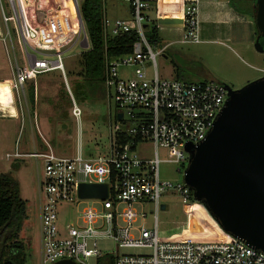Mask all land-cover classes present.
Wrapping results in <instances>:
<instances>
[{
	"label": "built area",
	"instance_id": "built-area-1",
	"mask_svg": "<svg viewBox=\"0 0 264 264\" xmlns=\"http://www.w3.org/2000/svg\"><path fill=\"white\" fill-rule=\"evenodd\" d=\"M8 1L13 12L5 16V21L16 29L23 60L22 64L16 62L17 86L23 88L28 79H35L42 72L64 70L62 46L55 41V37L62 33L54 31L46 18L43 24H30L29 45L38 50L53 51L43 54L44 58L30 55L19 24L18 7L15 0ZM124 1L130 8L131 17L110 18L105 13L102 21L106 37L127 33L138 35L131 53L106 60L104 83L110 95L113 92L116 103L108 155L100 160L107 171V179L102 181L98 178L100 169L96 166L90 169V162L98 159L82 157V112L76 103L72 112L80 127L74 155H60L47 142L46 149L21 152L16 144L14 151L6 153L8 159L28 156L35 158L37 164L39 160L42 162V168L37 166V169L41 170L38 189L43 264L65 259L90 264L92 258L96 264H264L262 252L235 238L220 243L200 240L165 242L160 238L159 212L164 205L160 201L162 194L175 191L182 196L184 203L193 194L184 180L172 182L161 179L159 151H166L168 161L178 163V172L184 175L189 160L186 146L198 145L206 138L225 106L228 88L220 81L188 82L179 78H163L158 70L157 56L163 54L164 48L153 51V45L147 39V31L153 21L151 14L159 0ZM74 2L77 6L78 1ZM47 10L52 11L50 8ZM198 11L195 2L184 7L186 41H200ZM80 20L82 23L81 16ZM83 32L84 40L88 42L85 26ZM122 66L132 67L134 73L121 76L118 70ZM148 66H152V74L147 71ZM119 114H122L121 119ZM143 142L152 143L153 157L139 154L137 148ZM83 168L87 178L82 176ZM92 174L96 176L92 178ZM84 182L107 183V197L81 198L79 185ZM88 200L91 202L74 218L62 224L60 208L63 204L75 201L81 204ZM151 205L154 206L150 212L153 226L149 227L146 208ZM106 239L114 242L115 250L100 249L99 242ZM122 248L143 252L121 253Z\"/></svg>",
	"mask_w": 264,
	"mask_h": 264
},
{
	"label": "rangeland",
	"instance_id": "rangeland-1",
	"mask_svg": "<svg viewBox=\"0 0 264 264\" xmlns=\"http://www.w3.org/2000/svg\"><path fill=\"white\" fill-rule=\"evenodd\" d=\"M77 1V6L74 0H38L36 5L39 8H50L56 11L58 9L69 15L68 21L59 19L57 27H54V31L62 33L55 37V41L59 42L58 44L61 46L64 44L66 34L67 36H74L75 34L73 40L72 37L69 38V41L72 40L70 41L72 46L70 45L71 47L64 50L62 54L65 71L54 70L40 75L39 126L37 127L34 121L31 126L28 121L25 128L26 133L22 131L19 134L20 121L14 127L12 120L0 119V173L11 172L12 176L19 181L20 195L27 205V217L23 221L19 238L23 242L27 255L26 264H43L40 234V193L38 189L41 170L37 169V166L42 168V162L39 160L37 164L35 158L28 156L20 159H8L6 153L14 151L16 144L20 151L24 152L22 143L24 139H27L30 144L28 135L32 128L36 136L40 132L45 136L56 153L74 155L79 135L78 121L72 113L74 103H76L82 112V157L87 160L98 159L99 161L90 162V169L93 170L96 166L100 169V172L97 173L99 174L98 178L100 180L107 179V171L103 168L104 163L100 160H104L108 155L111 131L115 122L116 103L113 92L110 95L105 83L91 86L84 83L83 77L79 75L81 53L91 46L89 45V36L88 47L86 40H84L83 31L86 23L80 9L82 0ZM104 3L105 13L110 18H129L132 15L124 0H105ZM15 5L18 7L17 0H15ZM31 7H26L27 13L29 10L32 11L33 7ZM1 8L7 15L12 14L13 10L8 0H0V17L3 21ZM42 15L43 13H41ZM25 22L31 23L29 19ZM252 29H256L255 24L252 25ZM4 30L3 34L6 37L8 52L5 54L6 61L2 63V68L5 69V73L11 74L10 64L16 68V61L22 64L23 60L17 44L16 29L9 22L7 26L5 24ZM45 31L47 32L46 29ZM186 33V30L180 33H165L162 35L160 44H152V49L155 52H158L163 45L168 44L165 52L157 56L158 70L163 78L173 79L178 73L181 79L188 82L220 81L237 89L264 76V52L256 49L254 37L251 36L250 39L244 40L241 45L228 42L225 46L214 44V48H204L195 42H183ZM34 54L39 58H44L41 54L36 52ZM147 71L152 74V66H148ZM118 73L121 76H129L134 73V70L130 66H122ZM9 92L8 84H3L0 87L1 101L8 100ZM47 128L51 131H47ZM26 150H28L26 152H33L39 149L31 146ZM137 151L140 155L151 158L154 154V147L150 142H143L139 144ZM159 156L161 158L159 166L161 179L183 182L184 175L178 172L180 165L168 161L167 153L163 149L159 151ZM16 164L19 165L17 168H15ZM85 175L86 172L83 168L82 176L85 177ZM93 176L96 174H92V178ZM88 201L81 204H77L76 201L63 204L60 208L62 224H66L71 218H74L87 203L91 202V200ZM160 201L161 204L166 205V208L159 212V234L163 241L200 240L220 243L234 239L221 228L203 203L194 197L184 203L179 193L168 191L162 194ZM96 205L100 206L99 204ZM146 210L149 212L147 225L152 227L153 215L150 212L154 210V206H147ZM99 247L101 250L116 249L111 239L101 240ZM120 252L141 253L143 250L122 248ZM90 264H96L94 258L90 260Z\"/></svg>",
	"mask_w": 264,
	"mask_h": 264
},
{
	"label": "water",
	"instance_id": "water-1",
	"mask_svg": "<svg viewBox=\"0 0 264 264\" xmlns=\"http://www.w3.org/2000/svg\"><path fill=\"white\" fill-rule=\"evenodd\" d=\"M254 22L255 47L264 52V0H256ZM227 88L225 106L206 138L186 146L184 181L226 233L264 254V76ZM107 195V183L79 185L81 198Z\"/></svg>",
	"mask_w": 264,
	"mask_h": 264
},
{
	"label": "crops",
	"instance_id": "crops-1",
	"mask_svg": "<svg viewBox=\"0 0 264 264\" xmlns=\"http://www.w3.org/2000/svg\"><path fill=\"white\" fill-rule=\"evenodd\" d=\"M18 1V13H19V24L23 32L24 38L27 41L26 50L31 55L34 52L38 54L53 53V51L38 50L30 46L28 43V30L30 24H41L44 19H49L48 25L52 28L57 27L58 20H67L66 14L60 10L54 11L52 9L49 12L46 8L37 7L38 0H17ZM195 2L198 4V21H199V42L202 47L214 48V44L227 45L228 42H235L241 45L244 40L257 37V28L252 29V25L255 24L254 18L251 16L252 9L255 8L254 0H159L155 9L152 12V26H157L159 34V43L162 42V35L172 32H184L186 30V24L184 19V7L186 5ZM27 3V4H26ZM30 8L29 12H26V7ZM31 7V8H32ZM2 9V8H1ZM3 21L0 17V84H8L10 88L8 100L3 102L0 99V119H10L14 122V127L16 123L20 121V132L24 131L26 133V123L29 121L32 126L33 121L35 125L39 126V100H40V75L49 72L40 73L35 79H28L23 88H20L16 84L15 80V67L10 64L11 74L5 73V69L2 68V63L6 61L5 54L8 52L6 37H4L3 30L9 24L5 21V16H8L6 12L2 9ZM41 13L43 15L41 16ZM10 15V14H9ZM29 19L31 23H26L25 21ZM24 20V21H23ZM2 21V22H1ZM256 27V25H255ZM57 30V28H55ZM5 32V30H4ZM9 34V33H8ZM73 35V34H72ZM10 36V34H9ZM64 44L62 45V54L64 50H68L72 43L69 38L72 36H67ZM185 37V36H184ZM12 42V41H11ZM183 42H186L184 39ZM188 42V41H187ZM13 43V42H12ZM11 43V44H12ZM71 45V46H70ZM61 46V45H60ZM34 48V49H33ZM164 48L163 53L168 48V44L163 45L161 49ZM7 50V51H6ZM33 52H31V51ZM18 62V61H16ZM63 62V61H62ZM64 65V64H63ZM65 71V67L64 70ZM175 78H179V74H176ZM185 80V79H183ZM46 85V84H45ZM43 85V86H45ZM30 94H33V100L30 98ZM73 113V112H72ZM74 116V115H73ZM75 117V116H74ZM46 125V124H45ZM79 126V125H78ZM80 127V126H79ZM82 127V124H81ZM50 129L47 128V131ZM51 131V130H50ZM30 144L27 139L23 141V151L26 152L27 148L33 146L39 150L46 149L45 143L47 139L40 132L36 136L31 128L28 135ZM39 137V138H38ZM22 138V135H21ZM82 138V133H81ZM39 139V140H37ZM48 143V142H47ZM49 144V143H48ZM20 150V149H19ZM20 159V158H18ZM95 180V179H91ZM106 180V179H105ZM104 181V180H102Z\"/></svg>",
	"mask_w": 264,
	"mask_h": 264
},
{
	"label": "trees",
	"instance_id": "trees-1",
	"mask_svg": "<svg viewBox=\"0 0 264 264\" xmlns=\"http://www.w3.org/2000/svg\"><path fill=\"white\" fill-rule=\"evenodd\" d=\"M105 0H82L81 14L85 20L90 40V48L81 53V71L84 83L97 86L104 83L106 60L132 52L137 41L136 33L123 36L106 37L103 30ZM256 3V0H254ZM255 18V8L251 11ZM258 33V32H257ZM147 39L151 44L158 45L157 26H150ZM3 84H0V87ZM33 100V94H30ZM19 165L16 164L15 168ZM193 194V193H192ZM193 198V195H191ZM26 201L20 195V183L11 172L0 173V264H26L27 255L23 242L19 239L22 224L26 215Z\"/></svg>",
	"mask_w": 264,
	"mask_h": 264
}]
</instances>
